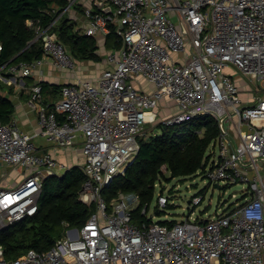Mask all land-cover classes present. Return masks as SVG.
<instances>
[{
    "label": "built area",
    "instance_id": "obj_1",
    "mask_svg": "<svg viewBox=\"0 0 264 264\" xmlns=\"http://www.w3.org/2000/svg\"><path fill=\"white\" fill-rule=\"evenodd\" d=\"M75 1L36 27L40 58L0 64L2 82L37 75L45 58L76 70L51 28ZM99 2L110 12L96 10ZM83 14L86 35L105 37L113 25L122 46L107 52L109 67L94 82L65 83L58 99L44 103L36 81L28 104L36 111L35 135L52 149L79 146L77 166L85 175L79 199L95 209L79 228L64 224V235L47 250L6 259L0 247V264H264V87L254 85L264 84V0H92ZM140 79L150 88L132 83ZM206 113L217 119L219 134L198 171L217 186L244 184L239 199L201 218L193 211L204 194H195L193 208L171 225L136 223L132 194L107 204L104 188L133 162L148 127ZM33 138L13 121L0 124V162L23 171L19 184L0 188V229L34 215L43 180L74 166L49 149L38 151ZM168 205L158 193L156 213Z\"/></svg>",
    "mask_w": 264,
    "mask_h": 264
},
{
    "label": "trees",
    "instance_id": "obj_2",
    "mask_svg": "<svg viewBox=\"0 0 264 264\" xmlns=\"http://www.w3.org/2000/svg\"><path fill=\"white\" fill-rule=\"evenodd\" d=\"M68 2L0 0V64L31 62L40 58L42 46L40 39H35V29L38 25L43 27L52 22L61 11L53 12V9H61ZM94 8L97 10L96 5ZM51 28L76 62H98L102 59L99 53L102 46L106 50L122 46V38L113 25L103 40L86 35L65 13ZM37 83L41 85L44 103L58 99L64 85L45 80ZM12 93L13 87L0 80V124L12 121L15 111ZM156 129L158 132L140 140V149L125 173L114 177L102 192L108 205L119 193L135 195L137 205L132 215L138 224L151 221L141 211L148 208L153 199L155 184L172 178L189 177L203 168L208 160V147L219 134L218 121L210 113L181 124H159ZM84 181V172L77 165L61 176L53 175L43 180L36 213L0 229V247L4 257L16 258L30 248H51L64 235V224L79 228L95 209L94 204L88 205L79 199ZM158 222L171 225L175 219Z\"/></svg>",
    "mask_w": 264,
    "mask_h": 264
},
{
    "label": "rangeland",
    "instance_id": "obj_3",
    "mask_svg": "<svg viewBox=\"0 0 264 264\" xmlns=\"http://www.w3.org/2000/svg\"><path fill=\"white\" fill-rule=\"evenodd\" d=\"M82 63L81 61L76 63V77H71L70 82H74L77 79H94L96 74L105 68L101 62ZM62 70L64 72H72L71 70ZM244 82L246 83V88L251 89L246 79H244ZM58 83L64 84L65 82L60 80ZM254 85L257 88L264 87V84L258 82H254ZM244 95L242 94V97ZM162 117L163 115H160V118ZM156 132L158 130L156 128L152 129V127H148L145 130V133H147L146 137ZM53 152L68 164L74 161L75 155L71 149H54ZM165 175H168V173L165 172ZM219 186L216 187L214 183H210L206 177L202 176L200 171H197L189 177L172 178L167 181L163 180L160 182V185L155 187L154 196L148 206L146 215L154 221L182 219L193 208V205L190 203V198L195 194L202 193L204 194V198L200 204L194 206V215H199L201 218L211 217L216 212H220L232 204L236 199H239L241 191L245 187L242 183L227 185L225 187ZM160 192L168 197L169 205L164 209H159L160 212L156 213L157 195ZM232 194H235V196L232 197Z\"/></svg>",
    "mask_w": 264,
    "mask_h": 264
},
{
    "label": "crops",
    "instance_id": "obj_4",
    "mask_svg": "<svg viewBox=\"0 0 264 264\" xmlns=\"http://www.w3.org/2000/svg\"><path fill=\"white\" fill-rule=\"evenodd\" d=\"M72 0H69V2ZM85 6H92V0H77L75 1L65 12V14L68 15L84 32V25L86 22V18L83 14V9ZM98 39L103 40L104 37L98 36ZM109 50H106L103 46L99 49V53L102 56V59L98 62L103 63L104 67L107 68L109 65L106 61V54ZM174 59L180 58V55H174ZM79 62V61H78ZM82 64H86V62H94L90 60H82ZM104 69V68H103ZM101 72V71H100ZM98 72L96 74V77L100 74ZM71 77H76V70H73L72 72H64L63 70L54 67L51 64V61L49 58L44 59V63L38 68V73L35 76L27 77V78H19L16 79V82H13L12 84H7L13 87V93L11 95V98L13 99L15 103V111L13 114L12 121L18 125V127L26 131L28 133H32L34 135L33 141L35 142L38 151H44L49 149L56 157H58L52 149L53 147H50L40 136L35 133H38L39 126L37 123V116L36 111L32 109L29 104V89L35 83L36 81L45 80L51 83H58V81L63 80L65 83H71L70 79ZM96 77L94 79H89L91 81H95ZM240 80V79H236ZM73 82V81H72ZM64 83V84H65ZM132 83L137 88H144L149 89L150 86L145 83L143 80L139 81H132ZM45 97L49 98V95H46ZM73 154L75 155L74 161L70 164L77 165L78 163H81L83 160V155L81 154L79 146H76L72 149ZM58 153V152H57ZM59 158V157H58ZM61 160H64L62 158H59ZM65 161V160H64ZM23 179V171L19 167H12L10 165L4 164L0 162V188H11L17 184H19Z\"/></svg>",
    "mask_w": 264,
    "mask_h": 264
},
{
    "label": "water",
    "instance_id": "obj_5",
    "mask_svg": "<svg viewBox=\"0 0 264 264\" xmlns=\"http://www.w3.org/2000/svg\"><path fill=\"white\" fill-rule=\"evenodd\" d=\"M95 5H96L97 8H101L102 3L99 2V3L95 4ZM101 9H102L103 12H106V13L110 12V7H108V6L103 7V8H101ZM11 61H12V60H11ZM215 186H216V187H219V186H217V185H215Z\"/></svg>",
    "mask_w": 264,
    "mask_h": 264
}]
</instances>
